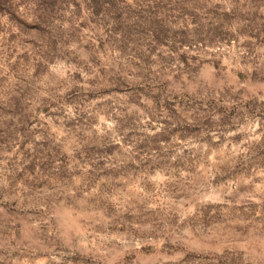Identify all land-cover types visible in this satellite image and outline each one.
Instances as JSON below:
<instances>
[{
  "label": "rangeland",
  "instance_id": "obj_1",
  "mask_svg": "<svg viewBox=\"0 0 264 264\" xmlns=\"http://www.w3.org/2000/svg\"><path fill=\"white\" fill-rule=\"evenodd\" d=\"M0 264H264V0H0Z\"/></svg>",
  "mask_w": 264,
  "mask_h": 264
}]
</instances>
